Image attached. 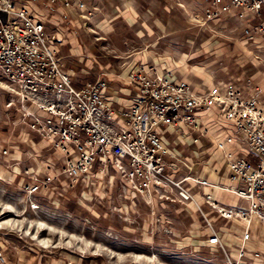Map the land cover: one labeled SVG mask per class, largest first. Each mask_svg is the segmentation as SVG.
Segmentation results:
<instances>
[{
	"label": "crops",
	"instance_id": "0c3cea01",
	"mask_svg": "<svg viewBox=\"0 0 264 264\" xmlns=\"http://www.w3.org/2000/svg\"><path fill=\"white\" fill-rule=\"evenodd\" d=\"M197 1L87 0L84 9L68 14L64 13L59 2L48 5L47 0H24L21 4L43 22L45 31L54 35L52 42L59 51L60 63L72 70L75 85L79 87L99 76L106 80L104 94L113 109L114 122L122 123L119 112L133 103L137 87L128 83L127 73L138 66L146 69L154 65L158 69L169 70L174 81H184L194 93L199 94L209 90L219 80L246 76L255 84L256 95L264 109V50L260 39L256 36L251 40L244 38L242 21L233 12L231 20H227L223 14L210 19L209 25L224 28L223 39L217 40L215 44L209 37H203L198 30L185 23L188 21L185 19L186 13L194 9ZM81 13L85 18L81 17ZM196 115V127L161 125L158 128L162 142L173 155L166 156V160L177 158L180 162L178 167H171L170 174L174 177L192 175L206 181L197 183L188 178L185 182L190 195L196 199L206 219L222 238L228 260L239 264H261L263 256L256 254V251L264 252V225L258 218L252 216L246 222L237 217H222L205 199V195H209L211 200L223 205L232 204L235 195L230 191V186L234 183L228 178L230 167L227 158H238L242 154L254 156L235 137L232 124L223 121L213 106L197 108ZM22 139L27 142V150H15L12 156L21 154L26 159L32 156L37 163L36 173L39 176H45L47 171L48 174L59 172L65 156L50 146L51 140L29 138L28 135ZM68 155L73 158L76 156L72 148H68ZM15 169L20 172L19 167L15 166ZM16 177L14 172L9 175L10 179ZM17 183L33 185L34 181L28 178ZM67 183L63 176L53 182L52 187L60 194H54L57 200L64 202L66 198L62 199L61 196L66 191L72 194L75 191L74 195L92 201V208L88 211L94 212L93 217H98L99 211L103 212L101 217L107 221L103 223L108 228L117 219L118 228L122 230L128 224L125 214H133V219L129 217L128 220L134 222L137 219L135 210L139 212L149 208L143 196L122 186L113 165H109L104 172L98 161H95L86 176L77 180L74 188L69 189ZM47 190L44 187L38 189L42 193H48ZM110 196L114 197V205L119 210L113 211V214L102 208L101 201H105V206L109 207ZM157 202L155 199L153 204ZM77 204L83 203L77 200ZM170 205L184 207L189 216L188 225L193 224V231L192 228L187 229L184 238L188 240L193 232L195 247L206 246L210 252H214L217 248L207 243L211 231L201 223L194 203L189 200L182 204L170 202ZM168 214L167 220L181 219L176 213ZM164 216L160 214L159 219L166 220ZM246 230L248 238L243 244L244 253L239 256L238 248ZM120 232L125 234V231ZM173 233L176 234L175 231ZM253 246L259 247L258 250ZM3 249L6 264H143V261L150 264L152 260L151 254L149 256L146 252L126 253L107 248L104 253L108 254L109 261L103 260L100 253L93 252L89 258H84L81 254L64 249L61 252L69 256L70 260L62 256H46L43 260L40 257L37 261H30L20 256L12 259L11 254Z\"/></svg>",
	"mask_w": 264,
	"mask_h": 264
},
{
	"label": "built area",
	"instance_id": "2783aa9c",
	"mask_svg": "<svg viewBox=\"0 0 264 264\" xmlns=\"http://www.w3.org/2000/svg\"><path fill=\"white\" fill-rule=\"evenodd\" d=\"M56 2L65 14L87 5V0H47L48 5ZM202 11L205 21L222 14L230 19L233 12L243 22L244 38L256 36L264 46V0H205ZM53 39L27 6L17 0H0V84L10 93L7 104L17 103L22 120L65 155L61 172L70 178L69 185L98 161L104 172L113 165L122 186L147 202L152 201L155 189L163 187L176 190L180 200H193L181 181H206L191 176L177 180L167 172V166L174 163L165 157L172 153L162 142L158 128L196 127L197 108L213 106L223 121L232 124L235 137L254 158L245 154L227 158L235 202L223 205L209 195L205 199L222 217L249 222L255 216L264 225V109L249 78L219 80L199 94L184 81H174L170 71L154 65L146 69L138 66L127 73V81L136 85L137 93L131 106L119 112L122 123H118L112 120L113 109L104 94L106 80L99 76L74 86L49 47ZM68 148L73 149L74 158L68 155ZM38 187L35 183L26 188L32 192ZM205 222L211 230L207 243L224 252L226 264H239L228 260L222 238L208 220ZM247 236L246 230L239 256L244 253ZM0 264H6L1 249Z\"/></svg>",
	"mask_w": 264,
	"mask_h": 264
},
{
	"label": "rangeland",
	"instance_id": "374dc122",
	"mask_svg": "<svg viewBox=\"0 0 264 264\" xmlns=\"http://www.w3.org/2000/svg\"><path fill=\"white\" fill-rule=\"evenodd\" d=\"M17 1L21 4L24 0ZM204 6L205 0L203 3H201V0H198L195 3L194 9H191L190 13H186L185 19L188 21L185 23L193 27V29L198 30L203 37H209V40L216 44L217 40L224 38V28L209 25L211 24L210 20L205 21L202 11ZM81 17L85 18V15ZM49 47L58 56L59 51L56 49V44L51 42L49 43ZM262 48L264 50L263 45ZM61 68L69 75L73 85L78 87L73 82L74 74L72 70L63 66ZM245 78L248 77L231 79L238 82ZM9 98V91L0 84V242L3 243V246H1L2 243L0 244V249L2 250L4 247L11 254L12 259L20 256L24 260L37 261L40 257L43 260L46 256H62L66 260H70L69 256L66 257L61 252L64 249L77 255L81 254L84 258H89V255L93 252L100 253V257L103 260L109 261L108 254L104 253L109 248L117 251H126V253L135 251L146 252L147 255L149 254L150 256L151 254L152 256L150 264H159L161 262H166V264H226L224 252L218 247H216L215 251L213 250L214 252H210L206 246L195 247L193 232L188 240L184 238L187 229L192 228L193 231V224L188 225L189 216L185 213L184 207L171 206L170 202L182 204L191 199H178L177 191L174 189L168 187H163L159 190L155 189L152 201L148 202L149 208L146 207L145 211L143 209L139 212L135 210L137 219L134 222H129L131 220H128L129 217L133 219V214L130 216L125 214L126 217L128 216L126 218L128 224L122 230L118 228L119 223L117 219L110 224L113 228L105 226L106 224L103 221L105 223L107 221L101 217L102 211L98 212L100 213L98 217H93L94 212L88 211V209L92 208V201L74 195L75 191H73V194L66 191L61 196L62 199L63 197L66 198L64 202L57 200L56 196L60 194L52 186L54 181H58L59 176L66 178L69 189L74 188L77 181L74 185H69L71 180L65 173L61 172L62 166L58 173L48 174L47 171L45 176H39L36 173L37 163L32 156L27 159L23 155L20 156L21 154L19 156H12L15 150H27V142L22 139L26 135L29 138L34 137L37 139H44L45 137L38 135L22 120V113L17 108V103L15 105L7 104ZM50 146L61 152L51 141ZM167 156L172 157L173 155ZM167 160V162L174 163L172 166H167L166 170L170 173L171 167H178L180 162L177 158L171 159V161ZM15 166L20 168V172H17L16 169L14 171ZM13 172L17 177L10 179L9 175ZM186 176L193 177L192 175ZM186 176L174 178L182 180ZM28 178L33 180L34 184L38 183L39 187L48 189L49 194L38 191L39 187L29 192L26 187L32 185L26 184L23 186L17 183V181L24 179L27 181ZM186 179H183L181 182L188 189L185 182ZM167 195L168 197H166ZM112 197L110 196L108 201L109 207L105 206V201H101L103 204L102 208L107 209L110 213L119 211L118 207L114 205V197ZM97 199L102 200L100 198ZM155 199L160 203L153 204ZM77 200H81L83 204H77ZM191 201L195 205L202 221L201 223L209 227L205 222L207 219L204 211L196 199L193 197ZM168 213H176L181 219L178 218L179 220L174 221L172 219L167 220ZM160 214L166 215V217L164 216L166 220L161 221L159 219ZM212 227L213 229L215 228L213 224ZM120 231H125V234H122ZM185 247L189 249H185ZM253 247L255 249L259 248L257 246ZM256 254H262L263 259L261 264H264V252L256 251ZM142 263L148 264L146 261Z\"/></svg>",
	"mask_w": 264,
	"mask_h": 264
}]
</instances>
